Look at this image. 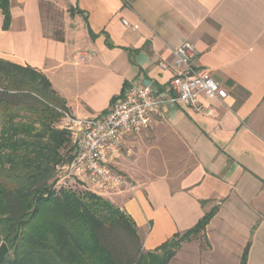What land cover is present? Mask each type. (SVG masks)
Instances as JSON below:
<instances>
[{
	"label": "crops",
	"instance_id": "1",
	"mask_svg": "<svg viewBox=\"0 0 264 264\" xmlns=\"http://www.w3.org/2000/svg\"><path fill=\"white\" fill-rule=\"evenodd\" d=\"M0 60L42 74L77 118L105 115L124 89L172 95L173 51L226 91L205 110L167 104L125 138L115 171L129 187L107 202L129 216L144 253L192 229L168 264H264V0H10ZM58 12L57 27L51 12ZM51 21V22H50ZM50 22V23H49ZM159 63L167 67L161 69Z\"/></svg>",
	"mask_w": 264,
	"mask_h": 264
},
{
	"label": "trees",
	"instance_id": "2",
	"mask_svg": "<svg viewBox=\"0 0 264 264\" xmlns=\"http://www.w3.org/2000/svg\"><path fill=\"white\" fill-rule=\"evenodd\" d=\"M9 6L0 0L3 30L10 27ZM35 105L37 122L17 120L16 110ZM57 110L67 111L42 74L0 60V243L9 250L1 264H168L181 242L205 229L216 208L161 254L144 253L129 216L94 194L55 190L58 168L71 160L67 133L52 126ZM248 250L249 243L240 264Z\"/></svg>",
	"mask_w": 264,
	"mask_h": 264
},
{
	"label": "built area",
	"instance_id": "3",
	"mask_svg": "<svg viewBox=\"0 0 264 264\" xmlns=\"http://www.w3.org/2000/svg\"><path fill=\"white\" fill-rule=\"evenodd\" d=\"M195 51L184 42L173 51L175 74L169 83L172 95H161L150 86H127L109 111L94 118H77L59 110L60 128L71 144V160L59 169L93 194L114 193L129 187V182L115 171L123 153L125 138L139 136L151 122L162 115L167 104L185 105L196 112L205 110L200 98L223 100L227 93L206 72L196 69ZM161 69L167 66L159 63Z\"/></svg>",
	"mask_w": 264,
	"mask_h": 264
},
{
	"label": "rangeland",
	"instance_id": "4",
	"mask_svg": "<svg viewBox=\"0 0 264 264\" xmlns=\"http://www.w3.org/2000/svg\"><path fill=\"white\" fill-rule=\"evenodd\" d=\"M58 14V12H51V15H52V23L53 24H51V26L52 27H50L49 25L50 24H47L46 26H45V28H46V31L48 32V31H51V29H54L55 27H57V25H58V22H59V17L60 16H58L57 15ZM51 22V21H50ZM49 22V23H50ZM55 26V27H54ZM40 107H39V105H35L33 108H32V110H16L15 111V113H17V115H18V117H17V120L18 121H22V122H25V123H35V122H37V120H38V118H39V116H40ZM58 112H59V110H57ZM0 122H1V120H0ZM38 125H36V127H37ZM52 126H53V128L54 129H56V130H62L61 128H60V118L57 120V121H53V123H52ZM69 149H70V147H69V145H67L64 149H63V154L64 153H68V151H69ZM62 153V152H61ZM65 165V164H64ZM64 165H62V166H64ZM62 166H60L59 168H58V171H57V173H56V175H55V178H54V180H55V190H64V191H68V192H72V193H75V194H77V195H80V196H84V194H86V193H89V194H93V193H91V192H88V191H86V190H84L81 186H80V184L78 183V182H76L75 180H73L71 177H69V178H66L65 179V177H63L62 175H61V172H59V169L62 167ZM96 193V196H99V197H101L103 200H107V198H108V194H110V193H106V194H98L97 192H95ZM95 195V194H94ZM118 246H119V248L121 249V252H123V254L125 255L126 253H125V251H124V246L126 245V243L125 242H120L119 244H117ZM136 247V246H135ZM123 254H122V256H123Z\"/></svg>",
	"mask_w": 264,
	"mask_h": 264
},
{
	"label": "water",
	"instance_id": "5",
	"mask_svg": "<svg viewBox=\"0 0 264 264\" xmlns=\"http://www.w3.org/2000/svg\"><path fill=\"white\" fill-rule=\"evenodd\" d=\"M8 254L9 250L7 245L4 242L0 243V264L5 260Z\"/></svg>",
	"mask_w": 264,
	"mask_h": 264
}]
</instances>
